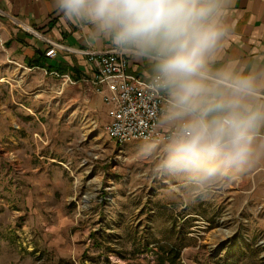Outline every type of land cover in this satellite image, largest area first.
<instances>
[{"label": "rangeland", "instance_id": "1", "mask_svg": "<svg viewBox=\"0 0 264 264\" xmlns=\"http://www.w3.org/2000/svg\"><path fill=\"white\" fill-rule=\"evenodd\" d=\"M72 85L0 66V264H158L178 253L195 196L231 192L164 168V148L117 144L105 110L91 108L96 94ZM256 195L197 221V243L174 264H224L237 237L258 252L248 264H264V188Z\"/></svg>", "mask_w": 264, "mask_h": 264}, {"label": "clouds", "instance_id": "2", "mask_svg": "<svg viewBox=\"0 0 264 264\" xmlns=\"http://www.w3.org/2000/svg\"><path fill=\"white\" fill-rule=\"evenodd\" d=\"M230 0H53L66 21L87 20L115 43L153 55L170 91L169 119L176 133L163 167L211 182L224 171L252 162L255 136L264 126V103L256 100L264 80L227 70L226 85L205 75L223 28L219 17Z\"/></svg>", "mask_w": 264, "mask_h": 264}, {"label": "crops", "instance_id": "3", "mask_svg": "<svg viewBox=\"0 0 264 264\" xmlns=\"http://www.w3.org/2000/svg\"><path fill=\"white\" fill-rule=\"evenodd\" d=\"M219 20L223 35L210 53L204 70L209 83L226 85L227 81L222 76L227 70L251 72L264 80V0H230L222 8ZM48 42L62 46L54 59L46 57ZM118 47L132 51L127 58L126 75L133 81L149 84L152 77L157 75L155 59L131 47L118 45L110 35L100 32L87 20L66 21L53 7V0H0V66L6 65L12 70H36L45 76L65 79L66 83L73 84V89L86 86L96 94L91 108L104 109L108 123V106L104 98L84 79H91L98 71L96 64L89 60L90 53ZM38 63L45 67H37ZM169 100L170 111V93ZM256 100L264 103V89L258 92ZM169 115L170 112L161 123L165 129L175 125ZM255 146L250 164L228 169L216 177L218 189L229 190L230 197H222L221 192H218V196H195L199 204L189 206L184 216L186 234L173 241L171 248L177 247L182 254L192 249V244L197 243L191 233L195 223L200 220L211 223L220 218L215 206H225L230 201H235L238 206L240 198H250L253 204L258 200L256 194L264 188V126L256 133ZM193 191L200 190L196 187ZM209 197L215 202L209 201ZM222 201H225V205ZM223 250L224 264H248L252 256L257 257L258 253L239 237L228 240Z\"/></svg>", "mask_w": 264, "mask_h": 264}, {"label": "built area", "instance_id": "4", "mask_svg": "<svg viewBox=\"0 0 264 264\" xmlns=\"http://www.w3.org/2000/svg\"><path fill=\"white\" fill-rule=\"evenodd\" d=\"M49 43L46 57L54 59L62 46ZM132 51L118 47L90 53L97 72L88 81L108 106L109 123L105 128L110 139L122 146L143 142L166 149L176 133V125L165 129L163 119L170 109L169 89L158 74L149 84L131 80L126 75L127 58ZM155 59L153 55L144 54Z\"/></svg>", "mask_w": 264, "mask_h": 264}, {"label": "trees", "instance_id": "5", "mask_svg": "<svg viewBox=\"0 0 264 264\" xmlns=\"http://www.w3.org/2000/svg\"><path fill=\"white\" fill-rule=\"evenodd\" d=\"M37 67H45V66L42 65V64H40V63H38L37 64ZM173 250L174 249H171L170 250V253L172 252V255L169 258H166L165 256H158L157 263L158 264H166V263H168V264H174V263H176L177 258L180 257V252H179L180 250H178V253L177 252H174ZM166 254L169 255V252H166Z\"/></svg>", "mask_w": 264, "mask_h": 264}]
</instances>
